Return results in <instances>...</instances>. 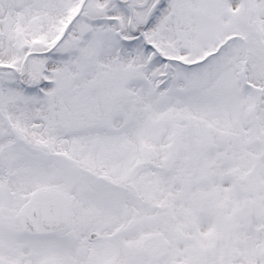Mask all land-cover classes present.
<instances>
[{"label":"snow or ice","instance_id":"snow-or-ice-1","mask_svg":"<svg viewBox=\"0 0 264 264\" xmlns=\"http://www.w3.org/2000/svg\"><path fill=\"white\" fill-rule=\"evenodd\" d=\"M0 264H264V0H0Z\"/></svg>","mask_w":264,"mask_h":264}]
</instances>
